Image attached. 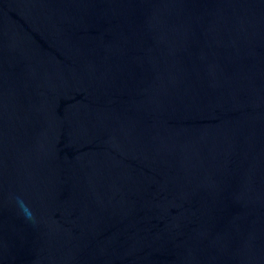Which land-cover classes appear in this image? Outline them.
<instances>
[{
  "label": "water",
  "instance_id": "1",
  "mask_svg": "<svg viewBox=\"0 0 264 264\" xmlns=\"http://www.w3.org/2000/svg\"><path fill=\"white\" fill-rule=\"evenodd\" d=\"M0 264H264V0H0Z\"/></svg>",
  "mask_w": 264,
  "mask_h": 264
}]
</instances>
